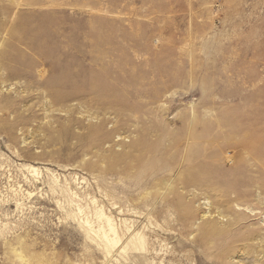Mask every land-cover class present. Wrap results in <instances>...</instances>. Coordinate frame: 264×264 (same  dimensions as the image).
<instances>
[{
    "label": "rangeland",
    "instance_id": "obj_1",
    "mask_svg": "<svg viewBox=\"0 0 264 264\" xmlns=\"http://www.w3.org/2000/svg\"><path fill=\"white\" fill-rule=\"evenodd\" d=\"M0 264H264V0H0Z\"/></svg>",
    "mask_w": 264,
    "mask_h": 264
},
{
    "label": "bare ground",
    "instance_id": "obj_2",
    "mask_svg": "<svg viewBox=\"0 0 264 264\" xmlns=\"http://www.w3.org/2000/svg\"><path fill=\"white\" fill-rule=\"evenodd\" d=\"M54 178L57 180V177H54ZM229 181H231V179ZM30 194H32V193H30ZM28 198H30V197H28ZM93 201H95V199ZM114 204H116V203L114 202ZM103 207H104V205H102L101 207L98 206V208L95 210L96 216H95L94 220H93V218H94L93 215H92V218H90L89 216L86 215L87 216V218L85 220L86 225L84 224L85 226H88L85 228L86 233H87L86 234L87 238L91 239V241L92 240L95 241V243L98 246V248H95L96 250L101 249L106 254H108V253L112 252L114 250V248L118 247L120 245V243H121V246L124 244L122 249L125 251H129V250L134 251L136 249L141 250L143 248H147L146 247V236L147 235H145L144 231L143 232L137 231L135 234H133L134 236H137V237L133 236L130 239H128L129 241L127 243H125L124 236L127 235L128 231H130V229H132V226L134 225L135 222L133 221V223H131L132 221L130 222L129 220L124 219V221H122L123 223H121V226H119L117 221L115 222L114 217L112 215L108 214L104 210ZM246 207L250 208V205H246ZM71 208H72V204H71ZM133 210L136 211V209H133ZM96 221H97V223H94ZM203 228L206 229V226H204ZM223 231H225V229L219 228L216 233H222ZM122 241H124V243ZM203 245H205L209 248H213V247L217 246L215 241L211 242V240L207 241V242L205 241V244H203ZM98 253H99V251H98ZM18 254H20V252H18ZM20 257H21V255H20ZM25 259H26V257H25Z\"/></svg>",
    "mask_w": 264,
    "mask_h": 264
}]
</instances>
